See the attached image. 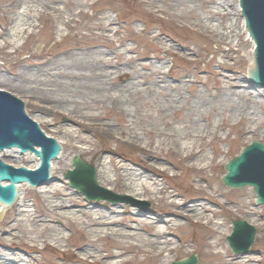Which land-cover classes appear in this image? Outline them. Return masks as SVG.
Returning <instances> with one entry per match:
<instances>
[{"label":"bare ground","instance_id":"1","mask_svg":"<svg viewBox=\"0 0 264 264\" xmlns=\"http://www.w3.org/2000/svg\"><path fill=\"white\" fill-rule=\"evenodd\" d=\"M198 1L202 6L201 12H197ZM230 1L169 0L167 8H157L158 4L151 3L149 0L143 2L157 12L171 13L178 19L191 16L193 21L184 25L185 28L198 37L208 38L210 44L223 45L233 42L234 38L240 39V30L250 40L244 19L241 17L239 0H232L233 7H230L232 2ZM170 2H175V8L182 7L184 11L179 14L172 13L173 7ZM34 3L33 0L23 2L19 0L9 8L7 22L13 20L14 26H5L3 33H0V37L6 44L17 47L21 36H30L31 28L34 27L30 18L38 12V7ZM44 8L47 9L45 14L48 11L57 13L62 25L66 27L72 25V20L65 19L60 9L50 4H45ZM73 10L78 11L79 9L73 6ZM231 14L235 17L234 24L228 22L221 24L215 19V17L224 19ZM30 15L32 16L29 17ZM112 24L111 19L99 21L97 26L101 33L97 36L113 44L110 33L117 34L118 30L111 27ZM91 35L93 36L94 33ZM149 35L159 44H168L167 40L159 38L161 34L149 32ZM5 36L8 38L5 39ZM122 45L125 52H132L128 45ZM93 47L66 50L62 52L60 58L47 60L43 64L44 68H38L35 72H22L18 79L23 82L24 86L17 84L15 87L25 92L28 98L34 99L37 103L36 112L38 114L48 116L62 112L70 119L71 126L58 127L57 130H63L69 138L70 147L75 149V155H78L76 157L87 154L97 159L94 168L97 182L102 181L107 185H112L118 191L134 197L150 194L153 186L159 187L157 191L160 195L168 193L165 184L160 185L158 182L159 177L165 176H162L163 173L166 174L171 170L164 164L169 163L168 158L180 159V162L187 165L193 173H203L211 167L221 165L224 161L220 160L223 155L221 151L215 153L219 157L215 159L210 158L205 150L196 146L199 141L202 142L207 138L210 140L218 138V132L222 131L224 126L229 125L228 120H223V117L219 116V118H214L212 123L208 121L204 123L206 125H203L200 123V118L210 117L213 112L231 111L232 119L236 122L232 126L247 124L246 135L251 129L254 132L259 127H264V122L249 110L250 106L263 108L264 101L258 93L247 91L244 80L237 73L221 76L226 81L218 82L216 84L218 87L214 89L215 92L195 77L184 76L178 81L174 79L176 85H173L167 79L171 69L165 72L159 51L155 54V62L149 60L148 63H144L143 60H148V57L139 56L140 70L134 65L132 58L123 59L122 55L115 52L122 59V63L114 68L106 69L107 66L112 65V59ZM181 48L185 54L191 52L187 46H181ZM206 48H209V45ZM252 49H254V44ZM219 50L221 47L217 49ZM221 65L226 66L225 63ZM128 66H131L132 70H128ZM123 79L126 83L121 84ZM1 81L0 78V84ZM196 85H203L204 89L198 87L193 95L187 96L186 90ZM0 91L5 90L0 88ZM41 95L43 97H39ZM138 95H145L149 98L160 95L162 103L158 105L156 102H151V108L158 113L160 120L166 119L168 114L175 112L179 121L177 126L170 121L164 124V128H160L157 121L150 126L147 121L149 115L141 114L139 103L134 102V96ZM42 102L47 106H42ZM70 103L74 107H69ZM95 107H102V110L115 115L118 130H115V126L106 124L104 132L110 140L119 141L144 155L146 167L141 166L142 169L138 170L124 162H117L113 158H109L107 162L91 147L82 149L76 145L77 143L86 146L93 145L90 138L83 135V132L96 129L97 124H93V121H97L100 115L95 114ZM185 107L186 113L180 117L179 114L183 109L185 110ZM27 116L42 128L40 122L28 112ZM43 122L50 125L45 120ZM42 131L48 137H52L43 128ZM262 134L264 135V129ZM223 136H225L223 140H227V135L221 134L219 137L222 139ZM145 137L149 139L146 143L144 142ZM247 142L251 144L252 141ZM59 144L62 150L59 156L51 162L50 171V176H56L55 183L44 184L34 189L29 183L19 184L16 200L12 206L5 210L0 202V218H3L0 221V264H40L43 260L38 262L34 256L36 253L42 255L47 249L58 252L60 247L68 254L58 255L63 260L62 264H171L170 259L174 257L176 251L183 253V248H191L188 246L189 241H184L182 245L177 246L169 237L172 231L184 227L185 224L186 226H199L215 236L216 241L213 244L208 242V235L202 237V246L220 247L224 250L218 238L223 235L225 225L215 222L214 213L211 211L212 208L221 204L217 197L214 196L213 201H208L209 205L199 202L181 204L176 201L178 194L157 197L151 193L168 210L164 216H142L140 213L130 215L127 207L124 208L122 214H119L117 208L114 207L108 210L96 209L98 205L90 207L79 202L77 193L67 189L64 184L60 185L65 182L58 175L67 170L70 171L74 166L71 164V158L64 157L63 143L59 142ZM133 162L138 166L141 165L136 158ZM112 173L115 178L112 177ZM175 176L177 175L173 174V177ZM216 178L217 176H214L213 182H216ZM27 188H30L32 194L38 198L36 202L33 199L32 206L29 204L30 192L28 193ZM194 193L198 198L205 196V191L201 188H196ZM8 209L12 210L14 216L6 215ZM210 213L213 216H209ZM55 222H60L61 226H56ZM72 232L80 235V243L75 245L70 243ZM104 241H106L105 244L102 243ZM72 246L78 253H69V248ZM20 251L28 256L24 257L18 253ZM213 257H219L221 264H253L255 261L249 257L229 256L226 251L223 253L216 251Z\"/></svg>","mask_w":264,"mask_h":264},{"label":"rangeland","instance_id":"2","mask_svg":"<svg viewBox=\"0 0 264 264\" xmlns=\"http://www.w3.org/2000/svg\"><path fill=\"white\" fill-rule=\"evenodd\" d=\"M16 1L18 2L19 0H0V33H3L5 26L12 27L13 20L7 22V13L9 8H11L12 4ZM23 1L24 0H22V2ZM33 1H35L34 5H37L38 7V12L33 14V16H29H32L30 20L34 23V27L31 28L30 36H21L19 42H17V47L6 44L4 39L0 37V78L2 80L0 88L18 96L19 99L24 101L29 115L40 122L44 131L49 133L52 137H55L60 143H63L64 157L71 158L72 165L73 159L78 156L75 155L76 150L70 147L69 138H67L63 130H57L58 127L65 128L71 126L72 123L70 119L62 112L53 115L50 114L48 116L38 114L36 112L37 103L34 99L28 98L25 92L20 91L15 87L17 84L24 86L23 82L18 79L22 72H35L38 68H44L43 64L47 60L60 58L62 52L66 50L89 49L90 46H94L93 49L97 48L101 50L112 59V65L107 66L106 69L114 68L116 65L121 64L122 59L120 56L122 55L123 59L126 57L132 58L134 60V65L138 70L141 69L139 65L140 60H138L139 56L146 55L148 57V60H143L144 63H148L149 60L155 62V54L159 51L161 53V62L163 63L165 72L171 69V73L168 75L167 79L173 83V85H176L174 79H177L178 81L179 78L189 76L200 79L211 91L215 92L214 89L218 87L216 84H218V82L223 83L226 81L221 76H229L234 72L244 80L247 91L254 94L258 93L259 97L264 101L263 90L261 91L256 85H254L255 87L252 89L249 88L250 81L248 79V71L250 63L253 62V43L251 40H248L242 30L239 31L241 33V38H234L231 43L223 45L215 43L210 44L208 38L198 37L192 33V31L184 27V25L193 21L191 16H185L178 19L177 17H173L171 13L157 12L153 7L143 2L144 0ZM149 1L151 3L156 2L158 4L157 8H167L169 5V0ZM231 3L230 7H233V1ZM45 4H50L56 9H60V13H63L62 15L65 19L72 20V25L70 27L62 25L59 19L60 17L55 12L48 11V13L45 14V11L47 10L44 8ZM197 4V12H201L202 6L199 1ZM170 5L173 7L172 13L174 14H179L184 11V8L182 7L176 9L175 2H170ZM73 6H76L79 10H73ZM108 19L112 20L113 24L111 27L117 28L118 30L117 34L110 33V39L113 44L108 43L104 38L97 36L101 33V31L98 30L97 23L101 20L107 21ZM215 19L221 24L227 22L229 24H234L235 21L233 14L224 19H219L218 17H215ZM227 29L230 31V28L227 27ZM233 30L234 29H232V31ZM149 32L159 35L161 34L159 38L167 40L168 44H159V42H156L151 38ZM93 33L94 35L92 36L91 34ZM6 38H8V36H5V39ZM122 44L128 45L132 49V52H125ZM208 45L209 48H206ZM181 46H187L191 52L185 54ZM164 47H167V49H163ZM220 47L221 50L217 51ZM115 52H118L120 56ZM227 55H229V57H227ZM221 63H225L226 66H222ZM102 69L104 70V68ZM128 70H132V67L128 66ZM124 83H126V80H121V84ZM198 87L202 90L204 89L203 85H196V87L186 90V95H193ZM35 91L37 90L35 89ZM39 97H43V95ZM30 100L32 101L30 102ZM38 101L40 102V99ZM134 102L139 103L141 114L149 115L147 121L150 126L156 123V121L160 128H164V124L168 121L173 123L174 126H177L179 123L175 112L174 114H168L166 119L160 120L158 113L151 108V102H156L158 105L162 103L160 95H156L154 98H149L145 95L134 96ZM41 105L47 106L43 102ZM68 106L74 107L71 103ZM249 110L264 122V107L250 106ZM94 112L101 116H99L97 121L95 120L96 122L93 121V124H97L95 127L96 129L83 132V135L90 138L93 145L86 146L84 144L73 143L82 149L91 147V149L95 150L97 154L100 153L107 162H109V158H113L117 162H124V164L138 170L142 169L141 166L146 167L144 165V161L146 160L144 155L119 141L110 140V137L104 132V126L106 124L113 125L115 126V130H118V122L115 115L111 112L107 113L104 109L102 110V107H95ZM230 112L231 111L226 113H222L221 111L213 112L210 117L200 118V123L203 125H206L204 123H207L208 121L212 123L213 119L216 117L219 118V116L223 117V120H228L227 122L229 125L224 126L223 130L218 132V138L214 140L207 138L202 142L199 141L196 146L197 148L205 150L210 158L218 159L219 157L215 153L221 151L223 155L220 160H224L221 165L213 168L211 167L210 169L203 171V173H193L187 168V165H183L180 162V159L175 157L168 158L169 163L167 162L164 164L165 167H168L171 170L166 174H162V176H165L158 178L159 184H165L168 193L160 195L157 191V188L159 187H151V193H154L157 197H168L169 194H178L176 201L181 202V204L185 202H199L209 205L208 201H213L212 198L214 196L221 202V204L212 208L211 211H213L215 216L214 221L224 223L225 225L223 235L218 238L221 241L224 250L220 249V247L214 248L213 246H202V237L208 235V242L213 244L216 241L215 236L208 232V230L199 226H186L185 224L184 227L172 231L169 237L177 246L182 245L184 241H189L188 246H191V248H183V253H178L176 251L174 257H171L170 259L172 260L171 264L194 255L198 257V264H221V259L219 257H213L216 251H220L221 253L226 251L229 256L253 258L255 260L253 264H264V206L256 205L257 198L252 188L249 187L232 190L222 183V178L226 175V164L241 154L243 149L248 146V140L264 144V135L262 134L264 127H259L257 131L254 132H252L251 129L246 135L247 124L232 126L236 122L235 119H232V114ZM185 113L186 107L185 110L183 109L180 112L179 116L181 117ZM229 119L232 120L230 121ZM43 120L49 122L50 125L44 124ZM221 123H223V121ZM101 124L104 125L100 126ZM76 129L79 130V128ZM221 134L227 135V140H223L225 136L221 139L219 137ZM148 140V137H145L144 142L146 143ZM134 158L141 163L140 166L133 162ZM80 159L89 166L95 168V163L97 162L95 157L82 154ZM74 169L75 168L73 167V169L70 170ZM68 171L69 170L58 175L65 182L60 185L64 184L67 189L77 193L78 200L82 204L85 203L90 207L98 205L96 209L102 210H108V208L114 207L117 208L119 214L123 213L125 207L129 209L128 213H130V215L140 213L142 216H164L168 212L162 202L156 200L151 193L140 197H134L118 191L112 187V185H107L102 181H98L100 187L107 189L116 195L123 196L129 201L111 203L104 200H88L83 194L70 186L69 181L65 178ZM173 174H176L177 176L173 177ZM111 175L115 178L113 173ZM214 176H217L215 179L216 182H213ZM196 188H201L205 191V196L203 198L195 196L194 192ZM26 190L28 193L30 192L28 195L30 198L28 200L30 201L29 204L32 206L33 199L36 202L38 201V198L32 194L33 192L30 191V188H27ZM145 204H148L149 207H146ZM6 215L12 217L14 216V213L11 209H8ZM209 216H213V214L210 213ZM2 219L3 218H0V221ZM233 220L245 221L257 228V238L251 248L250 254L248 255H237L233 253L228 246L226 239L232 234ZM182 222L185 223L184 221ZM54 224L56 226H61L60 222H55ZM133 226H135V224H133ZM65 233L68 234L69 232L65 231ZM80 242V235L72 232L70 243L75 245ZM102 243L105 244L106 241ZM62 250V247L59 248L58 252H55L53 249H47L42 255L36 253L34 256L38 262L43 260L40 264L46 262V264H62L63 260L59 258L58 255H68ZM72 252L78 253L73 246L69 248V253ZM18 253L22 254L24 257L28 256L22 251Z\"/></svg>","mask_w":264,"mask_h":264},{"label":"water","instance_id":"3","mask_svg":"<svg viewBox=\"0 0 264 264\" xmlns=\"http://www.w3.org/2000/svg\"><path fill=\"white\" fill-rule=\"evenodd\" d=\"M240 7L246 29L256 45L254 54L252 52L254 66H251L252 63L249 65V78L252 83L264 89V0H240ZM252 83L250 89L255 87ZM25 107L18 96L0 91V202L5 210L16 200L17 184L29 183L34 189L55 183L56 179V176H50L51 162L59 156L61 146L55 137H48L39 124L27 116ZM11 148H19L23 154ZM26 152L34 154L40 161ZM73 165L75 170L69 171L65 177L71 187L87 199L111 203L129 201L100 187L96 180V170L80 158H74ZM225 170L227 174L222 182L227 188L237 190L252 187L257 205H264V144L253 142L240 156L231 160ZM3 182L10 184L5 183L7 186H3ZM233 226V233L227 238L230 248L236 254L248 255L255 243L257 229L240 220H234ZM175 264H198V260L192 256Z\"/></svg>","mask_w":264,"mask_h":264}]
</instances>
